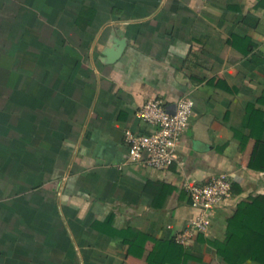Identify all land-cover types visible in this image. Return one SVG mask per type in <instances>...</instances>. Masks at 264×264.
<instances>
[{"label":"crops","instance_id":"crops-1","mask_svg":"<svg viewBox=\"0 0 264 264\" xmlns=\"http://www.w3.org/2000/svg\"><path fill=\"white\" fill-rule=\"evenodd\" d=\"M254 57L264 0H0V264H149L199 214L183 182L219 174L232 197L162 264H233L210 241L264 199ZM185 95L180 164L129 163L125 131L150 129L140 107ZM242 264H264V244Z\"/></svg>","mask_w":264,"mask_h":264},{"label":"built area","instance_id":"built-area-1","mask_svg":"<svg viewBox=\"0 0 264 264\" xmlns=\"http://www.w3.org/2000/svg\"><path fill=\"white\" fill-rule=\"evenodd\" d=\"M194 105L189 95L178 98L173 107L167 106L162 98L147 100L139 114L150 129L146 133L130 128L125 131L127 161L157 170L180 164L179 144L189 126ZM182 189L189 196L191 206L199 211L175 236L178 243L187 244L194 233L208 229L212 212L232 197V180L227 174H219L201 183L185 181Z\"/></svg>","mask_w":264,"mask_h":264},{"label":"trees","instance_id":"trees-1","mask_svg":"<svg viewBox=\"0 0 264 264\" xmlns=\"http://www.w3.org/2000/svg\"><path fill=\"white\" fill-rule=\"evenodd\" d=\"M254 62L264 63V57H254ZM140 236L144 234L140 233ZM210 242L220 255L233 264L256 259L258 250L264 244V199L241 202L234 216L229 219L224 239ZM156 245L157 249L163 248L164 252L160 250L149 264L155 261H158L156 264L180 262L183 254L184 258H188V252H183V247L176 240L156 241Z\"/></svg>","mask_w":264,"mask_h":264}]
</instances>
